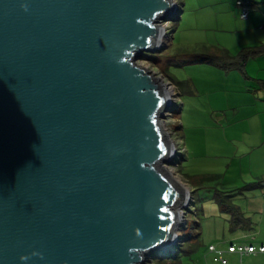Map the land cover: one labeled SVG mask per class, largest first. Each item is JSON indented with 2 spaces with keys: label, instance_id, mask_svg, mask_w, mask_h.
Returning <instances> with one entry per match:
<instances>
[{
  "label": "water",
  "instance_id": "1",
  "mask_svg": "<svg viewBox=\"0 0 264 264\" xmlns=\"http://www.w3.org/2000/svg\"><path fill=\"white\" fill-rule=\"evenodd\" d=\"M176 8L0 0V264H144L178 239L170 94L136 64Z\"/></svg>",
  "mask_w": 264,
  "mask_h": 264
},
{
  "label": "rangeland",
  "instance_id": "2",
  "mask_svg": "<svg viewBox=\"0 0 264 264\" xmlns=\"http://www.w3.org/2000/svg\"><path fill=\"white\" fill-rule=\"evenodd\" d=\"M174 1L177 4L175 12L156 23L163 27L168 39L154 52L142 53L136 64L174 88L173 102L163 112L161 121L169 132L165 139H172L177 146L176 154L172 162H162L158 167L165 172L167 168L180 184L186 186L190 201L184 207L186 213L177 229L178 239L163 250L165 252L148 254L146 259L149 260L144 264H161L160 258L167 252L175 255L184 242V247L195 245V251L190 256L181 253L183 264H217L208 254V245L229 240H250L258 245L264 241V231L258 226L252 230L231 231V215L214 200L216 190L228 192L232 203L248 216L245 207L251 191L239 190L246 183L242 181L238 163L233 160L226 143L232 128L226 117L223 121L216 119V114L228 116L232 111L229 101L234 83L229 82L227 74L219 72L231 71L205 62H188L189 56H185V52H202L204 47L222 49L219 45L222 44L231 50L232 55L238 54L239 45L246 42L249 34L242 31L247 26L244 22L247 19L241 18L237 0ZM256 29L264 31L261 27ZM236 71V74H243L240 69ZM190 239L192 241L188 242ZM260 257L245 256L242 264L261 263L263 259ZM163 264L171 263L165 261ZM229 264H240L238 256H229Z\"/></svg>",
  "mask_w": 264,
  "mask_h": 264
},
{
  "label": "crops",
  "instance_id": "3",
  "mask_svg": "<svg viewBox=\"0 0 264 264\" xmlns=\"http://www.w3.org/2000/svg\"><path fill=\"white\" fill-rule=\"evenodd\" d=\"M254 7L244 21L247 26L242 31L249 34H247L246 42L239 45L240 50L264 44V31L256 29L261 27L264 30V0L257 2ZM219 45L222 49L228 50L226 46ZM244 68L246 75H242L245 79H242L241 74L237 73V75L236 70H230V73L219 71L220 74H227V78H230L229 82L232 81L234 84L230 91L232 92L231 101H229L231 113H228V116L225 113L216 114V119L223 121L226 117L227 124L232 128L229 138H226L228 151L234 157L233 160L238 163L242 181L250 183L264 175V55L250 58ZM245 210L254 222V226L264 231V187L248 193ZM262 239L264 240V237ZM226 243L221 241L217 245L226 247ZM233 255L237 254H227L228 259Z\"/></svg>",
  "mask_w": 264,
  "mask_h": 264
},
{
  "label": "trees",
  "instance_id": "4",
  "mask_svg": "<svg viewBox=\"0 0 264 264\" xmlns=\"http://www.w3.org/2000/svg\"><path fill=\"white\" fill-rule=\"evenodd\" d=\"M250 3H251V7L256 6L257 4L255 0H250ZM186 54L187 56H189V59H186L188 62L200 61L224 69H230V70L240 69L242 70L243 74L246 75V72H244L245 63L250 58H255L264 55V44L260 46L242 48L239 51V53L236 55H232L228 50L221 49L219 47L215 49L210 47H204V50L202 52L186 51L185 56ZM263 187H264V175L262 178H260L257 181L246 183L242 188H239V190L252 191L257 188H263ZM219 193L222 195L219 196ZM214 200L224 211L228 212L231 215V220H230L231 231L252 230L254 228V224L251 218L247 216L237 205L232 203L231 195L228 192H219L218 190H216L214 195ZM190 241H192V239H190L188 242ZM185 243L186 242L179 245V250L175 255L170 252H167L166 255H164V257L160 258L159 261L161 262V264H163L165 261L170 262L171 264H183L180 258L181 253H184L186 256H190L195 251V245L184 247Z\"/></svg>",
  "mask_w": 264,
  "mask_h": 264
},
{
  "label": "built area",
  "instance_id": "5",
  "mask_svg": "<svg viewBox=\"0 0 264 264\" xmlns=\"http://www.w3.org/2000/svg\"><path fill=\"white\" fill-rule=\"evenodd\" d=\"M236 5L241 9V18H248L251 12L250 0H237ZM207 251L208 254L211 255V259L213 260V262L217 264H229L227 254H237L240 258V264L243 263V258L245 256L260 255L263 260L261 263L256 264H264V243L256 245L251 241H229L226 243V247H220L216 244H210L207 247Z\"/></svg>",
  "mask_w": 264,
  "mask_h": 264
},
{
  "label": "bare ground",
  "instance_id": "6",
  "mask_svg": "<svg viewBox=\"0 0 264 264\" xmlns=\"http://www.w3.org/2000/svg\"><path fill=\"white\" fill-rule=\"evenodd\" d=\"M166 39H168V37H167L166 32H165V30H164L163 35H162V39H161V42H160V45H159V46H161V43H163L164 40H166ZM159 80L165 85V90L169 92V94H170V103H172V102H173V99H174V98H173V94L175 93V92H174V88H173V86H170L169 84L164 83L162 78H159ZM162 124H163V123H162ZM163 128H165V127H164V124H163ZM163 131H164V132H167L165 129H163ZM166 136H167V137L169 136V132H167V135H166ZM170 143H171V145H172V147H173L174 154H176V148H177V146L175 145V143H174L173 140H170ZM167 171H168V170H167V168H166V172H167ZM170 171L174 174V171H172L171 169H170ZM174 179H175L177 182H179L176 176L174 177ZM179 183H180V182H179ZM181 185H182V184H181ZM182 186L188 191V189L186 188L185 185H182Z\"/></svg>",
  "mask_w": 264,
  "mask_h": 264
}]
</instances>
